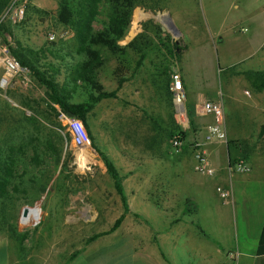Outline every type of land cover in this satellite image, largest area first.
<instances>
[{"label": "rangeland", "instance_id": "1", "mask_svg": "<svg viewBox=\"0 0 264 264\" xmlns=\"http://www.w3.org/2000/svg\"><path fill=\"white\" fill-rule=\"evenodd\" d=\"M9 1L7 12L13 13L20 6L24 7L25 13L19 21L12 22L6 18L0 35V140L10 131L25 127V117L36 111L41 134L53 141L59 157H53L47 147L45 150L40 148L38 158L30 150L27 153L26 166L21 167L20 173L24 169L28 193L24 196L14 195L15 200L11 206L3 207L0 202V264H70L80 253L93 251L96 244L105 248L114 243L112 237L106 236H109L120 218L121 225L124 217H113L120 204L119 198L111 196L115 194L113 181L92 148V136H89L88 149L74 148L67 127L59 122L62 111L51 102L49 94L32 76L16 75L5 81L6 72L2 61L5 55L12 57L11 50L25 55L26 49L44 48L46 51L41 61H53L55 64L60 62L55 55L59 53L64 57L61 75L57 77L59 81L66 77V69L78 61L71 31L62 28L55 19L58 0ZM262 3L264 0H135L131 22L121 42H126L131 36L140 33L144 23H150V30L156 26L164 27V33L172 41H180L181 34L184 35L190 46H194L182 62L189 73L194 101H198L201 93L206 90L214 89L221 96L222 91L226 90L225 74L221 73L225 68L224 54L228 53L227 58H230L247 49V43L242 41L243 37L236 36L233 39V35L225 31L231 24L240 23ZM105 13V8H102L95 22L96 29L106 21ZM51 34L54 36L53 40L48 39ZM149 35L153 37L151 33ZM213 38L215 40L212 43ZM217 38H222L220 44ZM154 40L155 47L147 51L138 68L135 66L137 58L131 56L134 80L119 90L115 100L102 102L100 109L110 112L103 115L105 124L104 121L101 124L91 123L92 135L97 148L102 151L109 150L107 156L116 159L119 155L116 139L113 145L104 133L105 129L113 125L110 121L113 122L114 115L111 120L109 115L113 114L114 105L116 107L117 104L126 113L129 108L136 109L138 116L144 117L145 122H135L133 128L139 132L144 131V140L139 143L145 148L149 133L150 160L156 161L158 155L155 150L168 148L177 155L174 159L188 163L193 158V148L175 153L171 148V140L179 131H184L187 133L185 146H192L198 143V129L195 123L192 127L188 123L182 129L174 117L168 83L169 76L178 72L179 64H175V59ZM116 65V60L110 59L101 73L100 79L108 92L116 87L110 74L111 68L114 70ZM78 92L82 94L80 89ZM222 97L224 98V92ZM226 106L228 125L233 129L236 115H245L248 111L247 108H233L229 100ZM118 118L122 120L123 116L118 115ZM124 118L127 123L128 117ZM97 132L101 135L98 140ZM104 143L108 145L105 146ZM34 144L37 146L39 143ZM87 153L90 154L89 157ZM39 161L41 163L37 165ZM183 173L186 175L185 171ZM173 182L179 192L192 199L194 184L187 177ZM41 186L45 187L44 191H41ZM204 206L207 208L206 201ZM25 207L32 210L23 218L22 211ZM8 226L13 227L18 234H26L21 247H18ZM99 234L102 236L88 242L92 236ZM117 254L118 252L110 254L103 263L111 264L118 258Z\"/></svg>", "mask_w": 264, "mask_h": 264}, {"label": "crops", "instance_id": "2", "mask_svg": "<svg viewBox=\"0 0 264 264\" xmlns=\"http://www.w3.org/2000/svg\"><path fill=\"white\" fill-rule=\"evenodd\" d=\"M234 25L231 24L225 32L232 34L233 39L236 36L243 37L247 49L230 58H227L228 53L224 54L225 68L221 73L225 74L228 90L222 91L224 98L222 93L220 96L213 89L203 91L200 99L194 101L189 73L182 63L194 46H190L182 34L180 41L170 40L182 49L179 58L172 57L175 64H179L177 69L183 83L186 107L195 108L194 123L199 133L198 143L202 144L210 166L216 170L215 178L192 171L193 158L188 163L174 159L177 155L168 148L155 150L158 157L156 161H151L149 133L145 148L139 143L144 140V131L139 132L133 128L135 122L144 124V117L140 118L136 109L131 108L127 114L125 110L119 109L118 104L116 107L114 105L113 114L109 115V120L114 115L113 122L110 121L113 125L105 129L104 133L111 144L114 145L116 139L119 155L116 159L109 158V150L97 148L91 131V123H103V115L110 112L100 109L102 102L108 99L99 101L87 111L86 122L94 145L113 163L120 178L127 211L124 210L121 196L117 194L112 180L115 194L111 196L119 198L120 202L113 217H124L121 225L106 236L112 237L114 243L105 248L96 244L93 251L80 253L70 264H104L107 256L116 252L118 258L111 264H264V257L256 254L259 235L264 229V131H261L264 125V90L257 91L246 79L248 72H264V3ZM136 35L119 44L126 45ZM214 40L211 39L212 43ZM217 42L220 44L222 38ZM241 66L249 68L243 69ZM101 73L99 82L103 85ZM110 74L114 82L113 67ZM131 76L123 86L133 82L134 75ZM116 87L110 91L115 92V97L109 99L117 98L122 87L119 90ZM218 100L223 108L227 140L238 143L230 153L227 144L216 139L209 142L204 140L212 118L202 115L200 108L207 101ZM228 100L233 108L242 107L248 111L245 115H236L233 129L228 125ZM118 115H122L123 119H119ZM124 117H128L127 123ZM98 132L97 140L101 136ZM87 155L90 156L89 153ZM239 159L247 164V172L236 171L235 163ZM186 177L194 184L192 199L173 186L174 180L180 181ZM218 188L228 196L222 198L217 192ZM188 201L190 209L186 210ZM205 201L207 208L204 206Z\"/></svg>", "mask_w": 264, "mask_h": 264}, {"label": "trees", "instance_id": "3", "mask_svg": "<svg viewBox=\"0 0 264 264\" xmlns=\"http://www.w3.org/2000/svg\"><path fill=\"white\" fill-rule=\"evenodd\" d=\"M9 2V0H0V35L7 20L2 17L9 9L7 7ZM57 5L56 22L62 28L71 31L76 44L75 53L78 57V61L66 69V77L62 81L57 79L61 75L64 60V57L59 53L55 54L56 58L60 59L59 64H55L53 61H41L46 51L44 48L26 49L25 55L19 51L11 50V54L19 65L26 69L29 75L49 94L51 102L58 106L62 113H70L74 118L80 119L88 136H91L86 122L87 111L99 101L115 97V92L106 91L99 82L100 72L103 71L110 59H115L117 63L113 70V77L117 86L116 90H119L134 72L131 70V56L138 59L136 62L138 68L145 59L147 51L155 47L154 39L173 57L179 58L182 49L175 42H171L160 27L156 26L150 30V23L142 24V31L126 45L119 44L130 25L135 0H58ZM102 8H105L106 11V21L96 29L95 22H97ZM150 33L153 37L149 35ZM246 79L257 91L264 90V72H248ZM78 89L82 91V94H79ZM77 99L78 101H76ZM29 110L31 111V109ZM186 110L189 125L192 127L195 120V108L188 106ZM37 115L36 111H32L29 117H25V127L21 126V128L10 131L0 140V202L3 207L12 205L15 200L14 195L24 196L28 193L29 187L24 181L25 171L22 169L20 173V169L26 166L29 150L38 158L40 148L45 150L47 147L53 157H59L53 146V141L42 136L41 129L37 125ZM261 131H264V125L261 127ZM177 134L184 143L187 133L179 131ZM36 142L39 143L37 146L34 144ZM185 145L184 143L183 151L194 147ZM237 145V142L228 141L229 153ZM92 148L99 155L107 174L114 181L115 190L121 196L124 210L127 211L120 178L113 163L94 144H92ZM40 163L41 161L37 165ZM44 189L45 187L41 186V191ZM189 209L190 202L188 201L186 210ZM121 220L122 218L116 221L112 230L118 227ZM8 229L18 243V247H21L26 234L16 233L11 226H8ZM98 236H102V234L92 236L88 242L94 241ZM256 254L258 257H264V229L259 235Z\"/></svg>", "mask_w": 264, "mask_h": 264}, {"label": "built area", "instance_id": "4", "mask_svg": "<svg viewBox=\"0 0 264 264\" xmlns=\"http://www.w3.org/2000/svg\"><path fill=\"white\" fill-rule=\"evenodd\" d=\"M24 16V7H16L14 12H6L3 19L8 18V20L15 22L19 21ZM49 40H53L54 36L51 34L48 37ZM3 67L6 72L5 81L13 78L16 75H23L26 77L29 75V72L22 68L19 63L11 56L5 55L3 61ZM174 117L182 129H185L188 126V117L185 104V92L183 88V83L181 76L178 72H174L169 76V86H168ZM200 112L202 115L210 116L212 118V123L207 129V133L204 136L206 142L216 139L227 144L228 140L224 130V114L223 108L220 101L205 102L201 108ZM59 122L62 126H66L69 132L71 145L74 148H89L90 139L87 134V131L78 118L69 117L66 113H60ZM193 169L196 173L200 175L207 176L209 178L216 177V170L213 169L208 161L207 154L201 143H194L193 145ZM183 142L180 140L179 134L173 136L171 140V148L175 153H178L182 150ZM235 168L237 172H247L249 170L247 164L243 159H239L235 163ZM217 192L222 198H226L228 194L223 192L220 188L217 189Z\"/></svg>", "mask_w": 264, "mask_h": 264}, {"label": "water", "instance_id": "5", "mask_svg": "<svg viewBox=\"0 0 264 264\" xmlns=\"http://www.w3.org/2000/svg\"><path fill=\"white\" fill-rule=\"evenodd\" d=\"M165 28L164 27H161V31L162 32H165ZM69 117H73L70 113L68 114ZM32 209H29L27 207L23 208V211H22V217L25 218L28 216V214L31 212ZM39 210V209H38Z\"/></svg>", "mask_w": 264, "mask_h": 264}]
</instances>
